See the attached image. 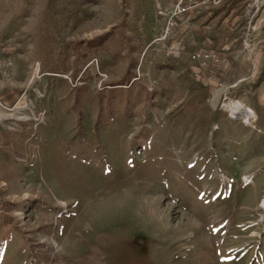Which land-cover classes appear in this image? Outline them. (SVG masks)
<instances>
[{"label": "rangeland", "instance_id": "374dc122", "mask_svg": "<svg viewBox=\"0 0 264 264\" xmlns=\"http://www.w3.org/2000/svg\"><path fill=\"white\" fill-rule=\"evenodd\" d=\"M172 2L0 0V264H264V0Z\"/></svg>", "mask_w": 264, "mask_h": 264}, {"label": "built area", "instance_id": "2783aa9c", "mask_svg": "<svg viewBox=\"0 0 264 264\" xmlns=\"http://www.w3.org/2000/svg\"><path fill=\"white\" fill-rule=\"evenodd\" d=\"M207 0H173L169 8L161 11L159 15L162 17L164 21V33L165 37L163 40L167 38L174 37L176 34V31L178 28H180V25L183 24V22L192 16L193 14L197 13L201 9L206 6ZM172 54L175 57H180L181 53L186 50V47L183 45H179L178 47H173ZM191 61L196 64L199 68V70L203 71L206 70L209 66L218 67L221 65L222 59L221 54L217 51H211V52H199L194 53L191 55ZM233 100H229L228 98H225L224 104H222V110L224 111V105L228 102H231ZM228 118L233 121H241L244 125L248 127H253L255 123L257 122L258 117H254L253 119H246V118H233L231 115L226 113Z\"/></svg>", "mask_w": 264, "mask_h": 264}, {"label": "bare ground", "instance_id": "6f19581e", "mask_svg": "<svg viewBox=\"0 0 264 264\" xmlns=\"http://www.w3.org/2000/svg\"><path fill=\"white\" fill-rule=\"evenodd\" d=\"M227 108L229 109L230 113L233 114L234 116L244 117V118L249 117V110H248V108L246 106H244L243 104L239 103V102L231 101V103H229L227 105ZM225 109H226V107H225ZM4 116L5 115H3L0 112V118H3ZM245 179H247V178H245ZM247 198H246V200H248ZM262 207L264 208V200L262 202Z\"/></svg>", "mask_w": 264, "mask_h": 264}, {"label": "crops", "instance_id": "0c3cea01", "mask_svg": "<svg viewBox=\"0 0 264 264\" xmlns=\"http://www.w3.org/2000/svg\"><path fill=\"white\" fill-rule=\"evenodd\" d=\"M256 47H257V50H259L260 52L264 53V45H262V46H256ZM262 99H264L263 96H262ZM108 262H109V264H123L122 263V260H121V257H116V256H111L109 258Z\"/></svg>", "mask_w": 264, "mask_h": 264}]
</instances>
